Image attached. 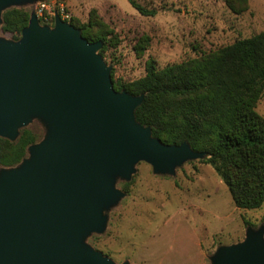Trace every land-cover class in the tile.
I'll return each mask as SVG.
<instances>
[{"label": "water", "instance_id": "water-1", "mask_svg": "<svg viewBox=\"0 0 264 264\" xmlns=\"http://www.w3.org/2000/svg\"><path fill=\"white\" fill-rule=\"evenodd\" d=\"M22 1L0 0V15ZM101 48L59 16L51 28L36 14L19 41L0 40V137L16 140L34 117L49 128L28 159L0 173V264H114L85 239L122 196L116 178L141 161L173 174L204 157L137 123L144 96L115 90ZM214 264H264V231L220 249Z\"/></svg>", "mask_w": 264, "mask_h": 264}, {"label": "rangeland", "instance_id": "rangeland-1", "mask_svg": "<svg viewBox=\"0 0 264 264\" xmlns=\"http://www.w3.org/2000/svg\"><path fill=\"white\" fill-rule=\"evenodd\" d=\"M53 1L5 7L0 40L16 42L2 32L4 12L24 9L32 17L40 3ZM135 1L156 15L140 14L128 0H66L75 23L99 19L106 25L110 35L101 42L103 60L117 82L144 77L149 61L164 69L264 32V0ZM43 21L41 26L54 27L52 19ZM256 111L264 117V94ZM48 131L45 121L34 117L9 141L29 132L40 144ZM29 156L28 149L25 159ZM18 166H0V173ZM114 187L122 196L104 207L102 231L85 239L114 264H214L220 249L242 243L251 230L264 231V204L257 210L237 208L227 186L202 159L185 162L173 174L157 173L141 161L129 178H116Z\"/></svg>", "mask_w": 264, "mask_h": 264}, {"label": "trees", "instance_id": "trees-1", "mask_svg": "<svg viewBox=\"0 0 264 264\" xmlns=\"http://www.w3.org/2000/svg\"><path fill=\"white\" fill-rule=\"evenodd\" d=\"M128 1L144 16L156 15ZM30 19L28 11L10 9L3 13L2 32L19 41ZM68 23L90 43H105L110 35L99 19L80 25L72 17ZM104 53L103 47L99 54ZM111 79L116 91L144 96L135 118L151 129L153 138L169 146L186 143L203 153L202 160L222 179L237 208L263 206L264 117L256 106L264 94V32L164 69L149 61L145 76L132 83L115 81L113 73ZM36 142L29 132L16 142L0 137V166L21 164Z\"/></svg>", "mask_w": 264, "mask_h": 264}, {"label": "built area", "instance_id": "built-area-1", "mask_svg": "<svg viewBox=\"0 0 264 264\" xmlns=\"http://www.w3.org/2000/svg\"><path fill=\"white\" fill-rule=\"evenodd\" d=\"M37 16L42 20L49 21L59 16L66 23L71 21L72 15L68 10L66 0H54L53 3H40L37 7Z\"/></svg>", "mask_w": 264, "mask_h": 264}]
</instances>
